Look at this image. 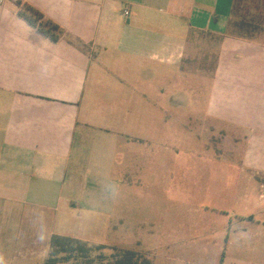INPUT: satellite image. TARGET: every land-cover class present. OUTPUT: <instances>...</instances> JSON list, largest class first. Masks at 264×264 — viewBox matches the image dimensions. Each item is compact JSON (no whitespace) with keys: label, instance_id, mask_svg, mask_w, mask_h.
<instances>
[{"label":"crops","instance_id":"1","mask_svg":"<svg viewBox=\"0 0 264 264\" xmlns=\"http://www.w3.org/2000/svg\"><path fill=\"white\" fill-rule=\"evenodd\" d=\"M234 5L0 0V264H44L52 235L83 238L61 230L71 221L119 219L118 186L107 179L125 162L132 134L95 135L104 141H95L100 160L85 162V133L108 130L99 123L107 120L104 109L114 124L161 123L157 109L178 104L156 85L174 73H201L198 57L217 61L206 120L222 124L242 168L264 174V43L232 34ZM28 9L40 20L30 23ZM81 161L93 174L78 171ZM259 199L263 205L264 191ZM252 217L184 238L180 230L184 247L172 264H264V205Z\"/></svg>","mask_w":264,"mask_h":264},{"label":"rangeland","instance_id":"2","mask_svg":"<svg viewBox=\"0 0 264 264\" xmlns=\"http://www.w3.org/2000/svg\"><path fill=\"white\" fill-rule=\"evenodd\" d=\"M229 23L232 34L264 43V0H235ZM216 45L215 41L214 49ZM216 62V56L198 57L195 64L201 73H174L156 85L163 89L165 100L178 104L171 106L167 102L166 107L157 109L159 124H114L111 110L104 109L107 120L99 123L108 130L90 127L91 131L85 133L88 140L82 155L85 162L93 157L100 160L96 143L104 141L95 135L107 139L116 135L120 139L125 138L121 129L131 132L130 151L123 155L125 162L117 165L107 179L108 186H118L119 219L71 221L62 231L84 232L83 238L72 237L90 246L116 244L147 252L145 255L154 264H172L175 252L184 247L177 243L180 230L181 238L189 231L206 234L223 227V223L245 216L253 218L262 210L259 195L264 187L259 180L264 179V174L242 168L239 147L231 149L233 141L225 137V131L221 132L222 124L210 123L205 117ZM101 86L108 87L107 82ZM100 115L98 112L97 117ZM90 138H95L92 144ZM85 162H80L78 171L86 176L93 174L88 167L83 169ZM127 184L132 186L131 192ZM135 239L140 241V247L126 244ZM99 253L107 256L110 251L101 249Z\"/></svg>","mask_w":264,"mask_h":264},{"label":"trees","instance_id":"3","mask_svg":"<svg viewBox=\"0 0 264 264\" xmlns=\"http://www.w3.org/2000/svg\"><path fill=\"white\" fill-rule=\"evenodd\" d=\"M27 13L29 14L27 20L30 23L41 18L35 11L28 9ZM39 26L43 27L41 23ZM101 249H108L109 255L99 253ZM44 264H153V262L145 254L130 248L104 244L90 246L73 237L52 235Z\"/></svg>","mask_w":264,"mask_h":264},{"label":"built area","instance_id":"4","mask_svg":"<svg viewBox=\"0 0 264 264\" xmlns=\"http://www.w3.org/2000/svg\"><path fill=\"white\" fill-rule=\"evenodd\" d=\"M124 15L127 16L128 15V12L127 11H124Z\"/></svg>","mask_w":264,"mask_h":264}]
</instances>
